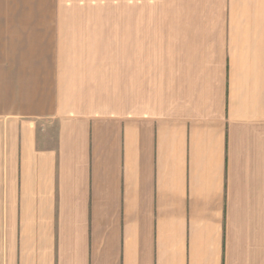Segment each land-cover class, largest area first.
Returning <instances> with one entry per match:
<instances>
[{"label": "crops", "instance_id": "1", "mask_svg": "<svg viewBox=\"0 0 264 264\" xmlns=\"http://www.w3.org/2000/svg\"><path fill=\"white\" fill-rule=\"evenodd\" d=\"M162 8L0 0V264H264V0Z\"/></svg>", "mask_w": 264, "mask_h": 264}, {"label": "rangeland", "instance_id": "2", "mask_svg": "<svg viewBox=\"0 0 264 264\" xmlns=\"http://www.w3.org/2000/svg\"><path fill=\"white\" fill-rule=\"evenodd\" d=\"M170 5L174 0H141V16L142 17H157L164 16V4ZM160 7V8H158ZM162 9V10H160ZM168 12V10H166ZM170 15H178L177 12Z\"/></svg>", "mask_w": 264, "mask_h": 264}]
</instances>
